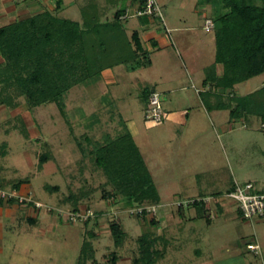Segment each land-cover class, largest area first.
<instances>
[{
    "label": "rangeland",
    "instance_id": "1",
    "mask_svg": "<svg viewBox=\"0 0 264 264\" xmlns=\"http://www.w3.org/2000/svg\"><path fill=\"white\" fill-rule=\"evenodd\" d=\"M15 1L16 4H22L24 0ZM56 1L47 0L51 7H55ZM129 1L132 2L62 0L61 8L55 14L62 19L80 22L83 9L95 6L102 22L112 21L116 13L126 12L128 21H122V15L121 22L125 28H130L131 24L139 20L133 17ZM34 2L40 5H37L39 8L50 10L49 7H43L48 6L46 0ZM157 3L164 23L158 17L157 22L163 29H171L176 54L184 58L180 44L185 42L183 40L192 39L195 46L200 48L199 52L206 49L200 55V62L208 64L206 70L212 67L215 59L214 32L211 31L212 28L207 33L203 24L206 18L214 21L226 12L220 0H157ZM32 11L38 10L34 8ZM4 12L5 6L0 1V26L7 25L16 18L13 16L14 12ZM2 13L4 17L1 16ZM128 28L127 32L131 33ZM176 60L179 61L178 58ZM155 69L156 66L137 74L131 73L132 76L126 74L131 80L129 78L122 80L124 83L120 82L118 88H115L114 98L102 96L95 80L72 88L64 98L65 117L61 116L55 104L28 111L24 100L20 99L16 109L8 110L0 106L1 190L11 192L17 181L28 180L27 184L22 185V190H17L16 193L22 197L29 194L43 205L40 209H35L32 205L20 204L17 200L8 205L9 200L0 199V206L10 209L0 210V264H135L140 257L138 239L144 234L160 239L155 244V249L163 255L156 259L155 264H264V218L243 220L237 212L238 205H233L230 199H227L223 211L216 215L219 208L213 199L198 198L206 200L204 209L200 208L195 218L184 222L177 214L179 209L175 204L190 200L188 194L181 191V185H177L179 190L169 196L159 183L160 194L165 200L169 199L172 206L165 209L157 206L156 214L146 216L144 220L130 216L120 197L113 200L109 196L112 188L106 184V176L86 157L97 145L113 140L122 133L123 122L130 115L136 113L139 126L147 131V121L144 118L146 103H141L140 97L141 100L135 104L134 97L128 98L127 93H135L138 88L140 96L146 92L143 88L150 84L148 82L154 76ZM142 80L144 83H138ZM262 87L264 74L237 85L232 91H226L223 101L227 103L228 93L242 97ZM216 114L218 113L215 116ZM218 115L224 119V127L216 125L215 133L207 135L208 149H200L195 155L193 147L191 154L188 152L187 156L192 155L191 160L197 162L194 164L188 161L189 163L183 164V168L175 166L173 169L191 170L196 166L199 171L205 172V158L210 154L216 165V175L222 180L223 186L235 178L240 185L254 182L257 191L261 185L264 186V120L254 115L230 120L228 110H223ZM22 122L27 129L28 138L20 132ZM156 133L152 131V141L160 137ZM84 135L89 137L88 141L84 139ZM143 140L144 137H137L136 142L149 164L161 149L153 147L156 150L147 153L142 148ZM4 143L6 146L3 148ZM79 143L81 147L78 146ZM43 154H47L49 160L39 170V157ZM172 154L171 151V163H179L178 156ZM168 169L169 175L173 169ZM151 171L156 183L157 180L159 182L161 178L155 176L154 169ZM169 176L174 179V174ZM218 191H222L221 187L218 190L211 188L203 194ZM74 199H77L78 211H91L95 217L87 221H70L68 215L75 213ZM19 207L35 211V218L28 217L27 219L32 220L26 222V209L21 208L19 213ZM183 210H186V217L188 213L193 214L191 211H195L192 207ZM153 217L158 219L155 226L150 225ZM112 222L120 224L126 233L120 247L115 246L110 234L109 225ZM179 223L182 224L181 227H185L181 233ZM256 244L257 253L247 248L248 245ZM198 249L201 252L199 255L195 252Z\"/></svg>",
    "mask_w": 264,
    "mask_h": 264
},
{
    "label": "trees",
    "instance_id": "2",
    "mask_svg": "<svg viewBox=\"0 0 264 264\" xmlns=\"http://www.w3.org/2000/svg\"><path fill=\"white\" fill-rule=\"evenodd\" d=\"M139 2L141 11L144 2ZM220 2L226 12L213 21L215 59L212 67L206 70L208 73L205 72L203 84L208 91L202 93V99L208 111L228 110L231 120L246 115L264 120V87L246 96L233 95L227 103L223 101L226 91L264 74V0ZM60 8L61 1L58 0L53 11L44 10L0 26V106L16 109L20 99L24 100L28 111L55 104L65 117L64 98L72 88L116 66L148 64L141 61L146 52L140 51L137 39L127 37L121 22L122 14L116 13L112 21L102 22L97 8L90 6V9H83L81 22H76L57 17L55 13ZM217 65L222 67L220 75L216 72ZM150 93L144 92L147 99ZM21 125L20 132L28 138L25 124L22 122ZM2 146L4 148L5 143ZM78 146L81 147V143ZM88 155L106 176V184L112 188L109 196L113 200L120 197L127 209L159 205L152 177L125 129L115 139L97 145ZM48 160L47 154L41 155L38 168L41 169ZM27 183L28 180H19L12 190L17 191ZM14 200L7 204L12 205ZM73 201L74 212H78L77 199ZM192 207L200 211L203 203ZM145 217L139 218L144 220ZM157 222L153 217L150 225L155 226ZM109 229L115 246L120 247L126 233L114 222L110 223ZM159 240L149 234L142 235L138 239L140 257L135 264H155L163 255L155 249Z\"/></svg>",
    "mask_w": 264,
    "mask_h": 264
},
{
    "label": "crops",
    "instance_id": "3",
    "mask_svg": "<svg viewBox=\"0 0 264 264\" xmlns=\"http://www.w3.org/2000/svg\"><path fill=\"white\" fill-rule=\"evenodd\" d=\"M1 4H4L5 6V14L14 12V15L16 18H13L12 22L8 23L12 24L15 21L26 19L34 14H37L39 12L44 11L45 9L39 8V4H35V0H24L22 4H16L15 0H0ZM58 1V0H57ZM56 1V2H57ZM61 5H62V0ZM46 3L48 5V2L46 0ZM130 5L133 17H137L139 20L135 24H131L128 28L131 33L127 32V28H125L127 37L131 40L137 39L139 42V46L141 47V52H146V55L141 59L142 62H146L148 64L140 66H116L112 69L105 70L101 73L100 76L95 77L92 80H95L97 82V86L100 88V94L102 96L109 95L112 98H114V94H116L115 88H118L120 85V82H123L122 80H128L130 77H126L125 75L130 74H137L141 72L144 69L152 68L156 66L154 76L149 79L150 84L145 86L143 90L146 92H157L160 94V101L161 105L164 111V120L162 123H160L157 126H150L149 124L145 125L147 131H144L141 126H139L138 120H137V114L130 115L128 119L124 120L123 122V128L131 135L133 138L136 146L138 147V150L144 160V163L152 177V180L154 182V185L158 191L159 195V205L158 207L166 208L171 207L172 205L168 200H165V197L160 194V188L158 186V183L161 187H163V190L168 193V195H172V193H175V191L179 190L177 188V185H181L180 189H182V192H185L188 194L189 199H213L214 203L218 205V210L216 212V215L218 212H222L224 205L227 202V199L224 197L226 193L233 190V187L235 184H239L236 179L234 178L231 182H229L227 185L223 186L222 180L218 179V176L216 175V165L215 162L212 160L211 155H206L205 161H206V171L202 172L199 171L196 166H193V169L191 170H176L173 169L175 166L177 167H184L183 164L188 161H191L195 164L197 161H192L193 158L192 155L188 157V152L191 154V149L194 147V154L197 155V152L201 149L202 151H206L208 148V134L211 132V134L215 133V127L216 125L221 126V128L224 127L222 124L224 119L220 117L219 112L222 111H216L218 114L212 113L213 111H208L205 107L204 101L202 99V93L208 91V87H204V80H205V71L207 67V63L200 62L201 58L200 55L203 54V52L206 50H202V53L199 52L200 48L198 46H195L194 41L186 39L184 43L182 42L181 48L183 49L182 52L184 53V58L182 56H179L176 54L175 49L176 45L174 42V37H172V31L171 29H163L161 25L157 22L156 18L151 17H142L138 16L137 12L139 11V0H132L128 2ZM38 5V6H37ZM43 7H49L50 11H53L55 7H51V5L43 6ZM36 8L38 11H32ZM35 12V13H34ZM130 12V13H132ZM4 13H2L1 16L4 17ZM34 13V14H33ZM123 18L122 21L127 22V13L122 14ZM132 17V16H131ZM8 18V17H7ZM207 21H211V19H205L203 24V29L209 33L210 30L206 29ZM81 22V21H80ZM127 23H125L126 25ZM213 25V24H212ZM6 26V25H4ZM176 29H174L175 31ZM181 30V29H180ZM184 30V29H183ZM184 32V31H181ZM183 36V35H182ZM184 37V36H183ZM202 43H205V41L200 40ZM214 42V39H213ZM212 42V43H213ZM197 44H200L198 42ZM178 58V60L176 59ZM157 63V65H156ZM120 68H122L120 71ZM216 72L218 75L222 72V67L220 65L216 66ZM132 73V74H131ZM131 80V78H130ZM146 80V79H145ZM136 82V81H134ZM143 82L139 81L138 83ZM124 83V82H123ZM144 83V82H143ZM237 86V85H236ZM234 87V89L236 88ZM149 89V90H148ZM233 89V90H234ZM139 90V88H138ZM138 90H135V93L128 92L127 96L128 98L134 97V103L136 104L141 99V103L145 105L147 97L144 93L140 96V91L138 93ZM225 96V94L223 95ZM232 94L228 95L226 99H229ZM116 97V96H115ZM141 97V99H140ZM211 101L214 102V99L211 98ZM66 110V105H65ZM144 110V107L142 109V112ZM66 112V111H65ZM243 118V117H242ZM230 119V117H229ZM231 120V119H230ZM234 120V119H233ZM222 121V122H221ZM220 122V123H219ZM225 124V123H224ZM227 124L230 125V122ZM149 125V126H148ZM210 125V126H209ZM264 125V124H263ZM262 125V127H263ZM211 127V130L209 129ZM231 127V125L229 126ZM151 131V132H150ZM152 131H156L157 133L155 135L160 136L157 140L152 141ZM159 132V133H158ZM144 137V150L148 153L152 151H155L157 149H161L162 154L159 152L157 155L154 156V158H151V161H148L143 156V153L137 144L136 140L137 137ZM84 139L86 141L89 140V137L87 135H84ZM155 142V143H154ZM156 145V146H154ZM202 145V146H200ZM156 147V148H153ZM196 148V149H195ZM170 151H169V150ZM172 151V155H176L179 163L175 164L171 163L170 159V153ZM86 157H89L87 155ZM195 159V158H194ZM207 159V160H206ZM210 159V160H209ZM167 164V165H166ZM44 165V164H43ZM166 165V166H165ZM151 166V168H150ZM43 167V166H42ZM168 168H172L173 171L169 173V175L174 174V179H171L168 175L167 171ZM151 169H154L155 176L158 178H161L157 183L154 178V175L151 171ZM171 169V170H172ZM41 170V169H39ZM202 174V175H201ZM204 175V177H203ZM235 174H233L234 177ZM168 176V177H167ZM186 180V181H185ZM253 184L254 182H249ZM257 183L259 186L261 184ZM24 186V185H23ZM262 186V187H261ZM260 188L256 191L257 193L264 194V186L261 185ZM176 187V188H174ZM183 187V188H182ZM222 189V191L218 192H212L210 194H203L206 191H209V189ZM223 187V188H222ZM255 188V187H254ZM262 188V189H261ZM22 190V186L19 188L18 191ZM167 199V198H166ZM216 199V200H215ZM164 200L166 202H164ZM233 202V201H232ZM235 205V203H232ZM4 205L0 206V210H10L8 208L3 207ZM5 208V209H4ZM21 208L26 209V207H19V213L21 211ZM194 208L195 211H191V213L195 214H189L186 217L185 212L186 210H178V215L181 217V220L186 222L187 220H192V218L197 216V213L200 212L198 208ZM204 209V206L201 207ZM26 211V222H31L30 219H27L28 217H34V212H30L29 208L25 210ZM237 212H239L237 207ZM29 214V215H28ZM239 215L240 212H239ZM156 219V218H155ZM168 219H171L170 217ZM158 220V219H156ZM209 222V221H207ZM179 230L180 233L183 232L185 227H181L182 224L179 223ZM179 239H182V236L178 237ZM258 245V244H256ZM196 254H200V250L195 251Z\"/></svg>",
    "mask_w": 264,
    "mask_h": 264
},
{
    "label": "built area",
    "instance_id": "4",
    "mask_svg": "<svg viewBox=\"0 0 264 264\" xmlns=\"http://www.w3.org/2000/svg\"><path fill=\"white\" fill-rule=\"evenodd\" d=\"M144 9L137 12L138 16H149L152 18H160L162 23H164L163 16L157 0H143ZM211 26V27H210ZM213 28L212 23L207 21V30ZM145 121L154 124H160L164 120V111L160 101V94L157 92H151L147 99L146 109L144 112ZM13 190L11 192H6L0 189V199L11 200L15 199L20 204H31L35 209H40L43 205L35 201L31 195L21 196ZM226 199L232 200L238 205V210L241 217L245 221H252L253 219L264 218V194L257 193L253 184L247 183L245 185L235 184L233 190L229 191L224 195ZM206 200L200 199H190L183 202H177L175 207L179 210L186 209L194 206L195 204L205 203ZM157 206L154 205H143L134 206L128 208L126 211L130 216L143 217L152 216L156 214ZM95 217L94 213L91 211H78L68 215L70 221H87L88 219ZM247 248L250 251L258 252L257 245H248Z\"/></svg>",
    "mask_w": 264,
    "mask_h": 264
}]
</instances>
